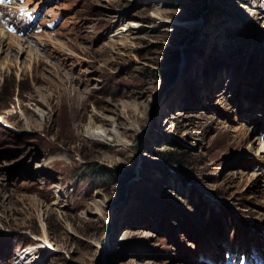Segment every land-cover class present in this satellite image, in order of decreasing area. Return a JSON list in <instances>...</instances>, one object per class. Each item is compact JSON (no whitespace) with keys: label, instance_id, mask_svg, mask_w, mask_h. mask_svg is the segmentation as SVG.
Masks as SVG:
<instances>
[{"label":"rangeland","instance_id":"1","mask_svg":"<svg viewBox=\"0 0 264 264\" xmlns=\"http://www.w3.org/2000/svg\"><path fill=\"white\" fill-rule=\"evenodd\" d=\"M0 1V264H264V0Z\"/></svg>","mask_w":264,"mask_h":264},{"label":"bare ground","instance_id":"2","mask_svg":"<svg viewBox=\"0 0 264 264\" xmlns=\"http://www.w3.org/2000/svg\"><path fill=\"white\" fill-rule=\"evenodd\" d=\"M0 3H1V1H0ZM8 15H10L9 13H7ZM18 15H19V12H16L15 14H13V15H10L12 18H17L18 17ZM5 16V15H4ZM7 19H9V18H6V20ZM5 20V22H6V25H7V27H8V29H10V30H14L18 25L17 24H15V22L16 21H14V24H12V23H10V24H8L7 23V21ZM34 23V21L33 22H29L28 24H24L23 25V27H22V30L24 31V33H28V31H26L25 30V26H27V25H32ZM22 24H19V26H21ZM39 27H37V29H38ZM126 30V29H125ZM123 36V35H122ZM121 36V37H122ZM6 38H10L9 37V35L8 34H6V33H4L3 31H0V43L4 40V39H6ZM17 40L19 41V44L18 45H16L15 46V48H16V53H23V52H25V50H26V48H29L27 45L26 46H23V44L21 45L20 44V42L22 41L21 39H19V38H17ZM2 44H0V46H1ZM4 51V50H3ZM1 52H2V50H0V54H1ZM107 120H111V119H107ZM99 129V128H98ZM28 255V254H27Z\"/></svg>","mask_w":264,"mask_h":264}]
</instances>
